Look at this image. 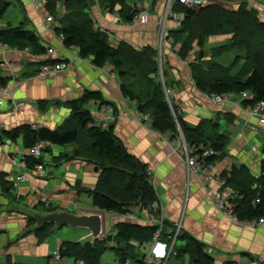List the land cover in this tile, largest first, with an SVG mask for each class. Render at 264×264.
Wrapping results in <instances>:
<instances>
[{"label": "crops", "instance_id": "1", "mask_svg": "<svg viewBox=\"0 0 264 264\" xmlns=\"http://www.w3.org/2000/svg\"><path fill=\"white\" fill-rule=\"evenodd\" d=\"M6 1L10 6L0 18V28H21L34 32L38 43L53 51L32 56L19 50L0 53V75L8 78L10 97L22 103L20 113L10 111V99L0 106V132L24 124L55 129L71 114L72 108L65 102L81 97L88 90L100 91L112 106L115 116L112 117L108 110L102 109L100 103L95 101L87 102L84 109L90 111L95 123L103 121L102 125H113V132L126 151L151 171L155 201L165 217L164 231L174 233V227L180 224V233L184 232L200 241L205 251L214 258V264H264V224L249 225L217 208L214 198L219 186L214 176L190 175L184 159L172 150L169 134L160 133L138 120V115L134 113H138L137 102L123 96L118 73L112 71L110 66L107 69V64L95 66L90 58L80 57L76 47L65 46L54 27L42 25L46 8L37 6L33 0ZM127 1L131 4L134 0ZM241 1L244 0H234L235 9ZM246 1L247 8L258 10L264 22V0ZM165 2L155 0L147 7V23L137 20L122 22L113 14L117 12L118 6L110 11L100 7L97 1L90 9L89 16L94 20V27L108 36V43L112 47L124 41L136 49L147 46L155 48L158 44L156 21L163 12ZM177 10L181 17L183 12L178 7ZM180 26L181 20H168L166 34L171 30L179 31ZM164 44L170 46L172 42L168 38ZM173 52L174 55L166 59L171 65L166 80L172 81L170 90L173 104L184 122L192 128L210 126L209 130L217 129L218 134L222 135L227 131L234 132L231 143L224 146L220 158L214 159L215 169L218 170L216 173L229 170L233 165H243L255 178L263 175V126L258 125L257 120L250 116L246 123L239 106L221 105L209 100L192 78L187 63L190 58L180 59L177 50ZM45 60L68 61L69 67L51 78L38 77L34 71ZM18 79L20 85L15 84ZM29 149L24 146L23 135L15 141L0 137V264H74L77 258L73 255H62L61 261H55L52 254L60 250L62 242L80 239L89 232L84 228L69 231L68 226L65 227L67 229L62 230L61 238L57 239L55 249L51 252V243L46 242V239L61 227L45 237L35 232L22 235L23 230L33 221L30 223L25 215L3 208L12 199L22 205L35 207L41 203L42 197H46L57 204L58 208L74 213L85 210L110 214V228L105 231V237L98 240H105V246L113 240V245L107 246L111 249L116 246L114 236L118 223L130 222L154 227L142 212L143 208L138 206H135L134 212L131 209L126 212L130 217L124 216L126 213L107 212L93 206L92 193L98 186L102 171L99 173L93 164L94 160L79 151L77 143L51 145L41 155L43 173L30 171L25 162V156L30 154ZM23 173L28 175V180L15 184V176ZM26 220L29 225L24 226ZM109 234L110 239H107ZM152 239L153 236L149 241L133 246L135 251ZM181 242V239H177L176 244L180 245ZM185 256L189 264V258ZM114 264H120L118 255Z\"/></svg>", "mask_w": 264, "mask_h": 264}, {"label": "trees", "instance_id": "2", "mask_svg": "<svg viewBox=\"0 0 264 264\" xmlns=\"http://www.w3.org/2000/svg\"><path fill=\"white\" fill-rule=\"evenodd\" d=\"M107 1L106 6L110 11L118 6L119 20L122 22L133 20L135 10L129 7L127 0ZM73 2L79 9L78 13L62 17L60 19L62 26L56 28V32L63 36L62 43L67 47H76L80 57L90 58L97 67L110 64L118 73L123 96L136 101L140 113L149 111L150 127L160 133L169 134L171 139L175 138L178 133L177 124L172 117V110L159 81L157 62L152 48L145 47L142 50H137L124 41H121L117 47L110 46L107 35L94 27L93 18L84 11L83 0H73ZM56 3L57 0H48L46 9L53 12ZM6 4L5 0H0V17L7 8ZM177 7L184 13L181 26L187 31V35L184 38L180 33L182 31H174L173 39L176 41L183 39L181 43L182 48L185 49L183 55L191 47L192 42L197 41L201 45L202 39L209 35L233 33L234 47L245 48L248 56L250 53L247 43L237 42L240 36L249 40L262 39L264 42V22L258 20L256 14L248 9L244 2L234 12L222 11L220 7L211 8L209 12L215 16L213 21L202 22L200 27L197 26V12L194 9L185 8L176 2L173 7L174 11L177 10ZM237 16H242L241 18L245 19L242 26L250 29L251 37L236 36L241 26L236 19ZM194 30L195 34H193ZM0 40L13 47L27 46L32 53L36 54L46 53L47 50L38 43V37L34 32L25 31L21 28L0 31ZM251 57L253 60L249 63L251 65L249 70L247 67L244 68L247 73L245 77H229L219 72L222 71L220 65L217 67L213 64V69L209 67L200 69L198 66L192 65V78L197 88L207 95L248 92L252 94V98L243 101L242 104H252L264 100V63L257 57L256 53H253ZM44 62L53 63L54 60H45ZM7 82L8 78L0 75V85L7 84ZM89 101L99 102L100 106L109 104L100 91L88 90L81 97L64 103L69 105L72 111L70 116L57 128L33 127L24 124L11 130H1L0 137L15 141L20 135H23L24 146L27 148L32 147L38 140H48L52 145L57 146L77 143L80 152L93 160L95 156L97 161L104 166L101 169L98 187L92 193L93 206L100 210L119 214L130 211L128 205L133 201L135 206L145 207L156 199L146 165L126 151L122 142L114 134L113 125L103 127L94 122L90 111L84 109V105ZM173 109L178 124L185 135L186 143L195 144L203 141L200 125L194 128L189 127L180 116L175 105H173ZM223 138L224 135L219 134L216 140L209 144L208 147H212L216 153L215 156L211 157L212 160L217 159L222 154ZM25 162L28 167H32L35 163L42 164L41 157L36 159L30 155L25 156ZM223 174L225 173L223 172ZM228 174L226 184L234 188L238 194V197L233 200V213L237 219L247 220L253 217H264V174L255 178L243 165H233ZM35 207H42L48 211L56 209L55 207H44L41 203L36 204ZM29 222L32 223V220ZM51 226L45 225L34 232L38 236L45 237L51 232ZM153 232V226L130 222L118 223L117 232L114 236L116 246L112 249L117 253L120 264H124L126 259H131L134 264H144L130 241L135 240L142 244L152 238ZM172 235L173 231H164L162 238L171 241ZM177 239H181L182 244L174 247L175 258L187 255L189 264H214V258L205 251L204 245L200 241L184 232L179 233ZM106 248L105 240L99 241L97 239L93 245H80L74 241H64L61 244L60 252L61 255H73L77 259H83L87 264H100L99 258ZM222 264L235 263L225 262Z\"/></svg>", "mask_w": 264, "mask_h": 264}, {"label": "rangeland", "instance_id": "3", "mask_svg": "<svg viewBox=\"0 0 264 264\" xmlns=\"http://www.w3.org/2000/svg\"><path fill=\"white\" fill-rule=\"evenodd\" d=\"M47 1L48 0H33V2L37 6H41L44 9L46 8ZM91 1L94 2L92 5H90L89 0H83L84 11L86 13H88V14L90 13V9L95 6L96 1L100 5V7L106 8L108 10V8L106 6V3L108 2L107 0H91ZM135 1H137V5L139 6L138 8H136ZM154 1L155 0H134L131 4H129V7L131 9L135 10V14L133 16V20L132 21L137 20L140 23H147L148 22L147 7H150L151 3L154 2ZM176 2L178 3V1H175L174 3H176ZM241 2L242 3L244 2L245 5L248 6V2L246 0L241 1ZM6 3H7L6 4L7 8H6L5 12L7 11V9L10 6L9 2L6 1ZM168 3H169L168 0H166V2L164 4L165 6H164V9H163V12L157 18V21H156V28H157V33H158V44H157V46L155 48H153L151 46H147V47L152 48V50L155 53V59H156V62H157V67H158L159 81L161 82L160 84H161L162 89L164 91L165 98L167 99V101H168V103L170 105V108L172 110V117H173L174 121L177 124L178 133L176 134L175 138H173L172 140L170 138V140L172 141V144H173L172 147H175L177 145L176 149H178V150H180L181 148L184 147L188 153L189 152L190 153H192V152L195 153L196 152L195 147L197 146V144H198L199 148L200 147L201 148L202 147L203 148H207L211 142L216 140L217 136L219 135L218 134L219 130H217V129L209 130L210 126L204 127L203 129L201 128L202 129L201 130L202 131L201 137L203 138V141H200L199 143H195V144H187L186 143L185 135H184L180 125L178 124V121H177V119L175 117V111L173 109V105L174 104H173V97L171 95L172 89L170 90V88H171L170 82H172V81L166 80V76H164V75H166L167 71L169 69H171V65L168 62H166L167 57L170 56V55H174L173 54L174 53L173 50L175 49V50H177L176 54L180 57V59L185 60L187 58H190L189 60H187V63L189 65L190 69H191L192 65L198 66V68H200V69H207L208 67L210 69H213L214 67H212V66L217 65V67H219L218 65H220L222 67V71H219L220 73H224L225 75H227L229 77H233V76L245 77V75L247 73H246V70L244 68L247 67V69L249 70V67L251 66L249 63L253 60V58L251 57V55H253V53H256L257 57L264 63V42H263L262 39H260V40H258V39L249 40L248 38L247 39L246 38H241V36H240L238 38L237 42L238 43L239 42L247 43V47H249V53H250V55L248 56L247 55V51H246L245 48L234 47V43H233L234 34L233 33L221 34V35H209V36H206L205 38L202 39L203 43L201 45L197 41L192 42L191 47L188 48L186 50L187 52H185L186 54L183 55V52L185 50L184 48H182V44H181L183 39L181 41H176V40L173 39V33H174V31H178V29L177 30L168 31V35H167L166 33H167V30H168V27H166V22L168 20H171V19H173L174 21H177V22H179L180 20L182 21V19L184 18V13L181 14V17H182L181 18L178 15V13L175 11L176 15L175 16L172 15V18H171V16H169L170 14L167 12V7H168L167 4ZM174 3L171 4V7H170V11H172L173 13H174V9H173ZM240 5H241V3H239L238 8L235 9L234 8V0H206V4L204 6L193 8L197 12L196 13V21H197V24H198L197 26L200 27L203 24L202 22H205V21H209V22L213 21L215 16L210 14L209 10L211 8L213 9V8H219L220 7L222 11H233L234 12V11H237L239 9ZM250 10L253 11L256 14L258 20L262 21L261 17L263 15H258V13H259L258 10H256L255 8H250ZM78 11H79V9H77V7L74 4L73 0H57L56 7L53 9V12H50L48 9H46V14L43 15L41 23L45 27H54L56 29L59 26H62V22L60 21V19L62 17L78 13ZM207 12H209V13H207ZM114 13L115 12H113V14ZM165 13H167V17L164 18L163 16H164ZM140 14H145L146 15L144 22H142L140 20ZM115 17L117 19H119L118 13H117V16H115ZM241 17L242 16H237L236 19H237L238 23H240L241 26H242V23L245 21V19L241 18ZM48 18H49V20H47ZM132 21H130V22H132ZM23 24L24 23L19 24V25L22 26ZM241 26H240V31L237 33L236 36H239V35H244V37L245 36H250V29H248V27H246V26H242V27ZM2 30H5V29H1L0 28V31H2ZM179 31H182L180 33H181L182 37L185 38L186 35H187V31L184 30V28H182V26H180V30ZM195 33L196 32L194 30L193 34H195ZM57 35H58V38L60 39V41L62 42V40L60 38V35H62V34L61 33H57ZM168 38L170 39L172 44L170 46H164L165 45L164 43L166 41H168ZM244 39H246V40H244ZM107 40H108V36H107ZM259 41H260V43H259ZM0 42L3 44V42L1 40H0ZM176 47H177V49H176ZM25 48H28V49H25ZM143 48H145V47H143ZM143 48L137 49V50H142ZM7 50H17V51L19 50V51H22V53L28 54L30 56L36 55L35 53H32V51L27 46H25V47H13V46L8 45V44H6V46H0V53H4ZM47 51H48V49L46 50V53L48 54ZM214 51H215V54L213 55ZM244 55L247 56V59H245L246 56H244ZM42 62H44V61H42ZM54 62H56V61H54ZM46 63H50V62H46ZM208 63H209V65H208ZM109 66L112 68L111 65L107 64V69H108ZM111 70L112 71H116L114 68H112ZM34 72H35V75L37 76L36 70ZM190 72L192 73V69H191ZM54 76L55 75L48 76V77H45V78H51V77H54ZM15 84L20 85L21 81L18 79L15 82ZM1 86L6 87L7 90H8L7 94L3 98V102H5L7 99H10V107H11L12 103L15 100L12 97H10L11 91H10V88L8 86V82H7V84H3ZM222 95H227V94H222ZM207 97L209 98V100H211V101H213L215 103L221 104V105L231 104L232 107H234L235 105L239 106V109L242 111V113L244 115V119H245L246 123H247V121L249 119V116H250V117L255 118L257 120V122H258V125H260L261 127L263 126L262 128H264V123L260 121V118H258V116H257L258 112L257 111H256V113H248L246 110H244V109H246V106H248V105H252L253 106V105L257 104V102H258L257 101V102L252 103V104H250V103L242 104L243 101L249 100V99L252 98V94L251 93H248L247 96H245V97H242L240 93L239 94L230 93V95L227 96V97L222 96V98L220 100L216 99V98L215 99L210 98L209 94L207 95ZM16 102L21 103L20 101H16ZM89 103H90V101L87 104H89ZM1 105L2 104H0V106ZM58 105H60V104H58ZM101 108L104 109L105 111L108 110L107 112H109L112 115V117L115 116L111 105L107 104V105H104V107L101 105ZM148 112L149 111H146L144 113H140V111L138 110V113L137 112H134V113L136 115H139V114L145 115V114H147L149 116ZM150 121L151 120H150V116H149L148 120L145 121V119H144V121H142V123L144 122L143 123L144 125L150 126L149 125ZM102 122H100L101 126L106 127L107 125L106 124L102 125ZM225 133H226L225 135L223 134L224 135L223 141L225 143L224 146L229 145L231 143V138L234 137V134H233L234 132L233 131H231V132L227 131ZM49 147L44 149L43 153L45 151H48L50 149ZM217 158H220V157L218 156ZM93 164L95 165V168H96V170L99 173L101 172V169L104 168L103 164H100L97 161V159L95 158V156H94ZM215 168H216V164L214 166V173H215V175H218L216 173V172H218V170H216ZM263 168H264V166H262V169ZM229 170H223V172L225 174H223V172H221V173H219V176H217V177H220L222 179H225V182H224V184H218L217 183L219 188H218V192H217L216 195L224 197L225 196V189L226 188L230 189L232 191V193H233L232 197H230V203L234 205L233 200H234V198L238 197V194H237V191L234 188H232V187H230V186H228L226 184V178L229 175L228 174ZM149 174H150L149 179H150V182L152 183L153 182V175H152V173H149ZM120 175H122V174H120ZM193 177H200V175H195ZM216 181L217 180L215 179V182ZM115 184H117V183H115ZM152 185H153V183H152ZM101 190H104V188L103 189L101 188ZM115 191H117V188H115ZM90 192H91V190H90ZM41 204H43L44 207H49V208H54L55 207V208H58L57 204L52 202L50 199L46 200V202H42L41 201ZM128 206L130 207L132 212H134L133 211L135 209L134 201L131 202ZM104 221H105V231H108L109 228H110L109 227L110 214H108V213L104 214ZM27 225H29L28 220H26V223L24 224V226H27ZM65 227H67V226H63V227H61L62 229L60 228L56 232L51 233L48 236V238L46 239V242L51 243V252L55 249L54 248V244L56 243L57 239L61 238L62 230L63 229H67ZM68 229H69V231H73L74 230V229H72L70 227H68ZM70 240L75 241V240H78V239H70ZM113 243H114L113 240L108 241L107 246H112ZM181 244H182V242H181ZM177 246L178 245L175 244L174 247L176 248ZM173 253L175 254V250H174ZM174 254L172 255V257H171L170 261L168 262V264H179V263L180 264H187V262H186L187 258H186L185 255H183V256H181L179 258L178 257L175 258ZM99 260H100V262L102 264H114V263L117 262V255H116V253H115V251L113 249H111L110 247H107L104 250V252L102 253V255L100 256Z\"/></svg>", "mask_w": 264, "mask_h": 264}, {"label": "built area", "instance_id": "4", "mask_svg": "<svg viewBox=\"0 0 264 264\" xmlns=\"http://www.w3.org/2000/svg\"><path fill=\"white\" fill-rule=\"evenodd\" d=\"M175 1H178L179 4H182L186 8H196L200 6H204L206 4V0H168L167 4V12L170 14L169 16L176 15V13L170 11L171 4H173ZM136 8L139 6L137 5V1H135ZM115 16H117V13H114ZM145 14H140V20L142 22L145 21ZM164 18L167 17V13L164 14ZM49 20V18L47 19ZM61 40H63V36H60ZM0 46H6V44H2L0 42ZM28 49V48H25ZM53 51L52 48H48V53H51ZM69 67V63L67 61H56V62H42L39 64V66L35 69L36 74L39 77H48V76H53L57 75L58 73L66 70ZM8 90L6 87L0 85V104H3V98L7 94ZM242 97L247 96L248 92H242L240 93ZM230 94L227 95H222V94H210V98L213 99H221L222 96H229ZM104 107V106H103ZM246 110L248 113H256L258 112L257 116L260 118V121L264 123V100H260L257 102L255 105H248L246 106ZM11 112L15 113H20L22 111V104L19 102H16V100L12 103L10 107ZM139 121H145L148 120V115H142L139 114L137 116ZM144 123V122H143ZM33 127H37V125H33ZM51 142L47 140H39L37 141L30 149H29V155L34 157V158H39L44 149L47 147H51ZM175 146V145H174ZM49 147V148H50ZM177 145L175 147H172V150L177 153L181 158L184 159L188 172L190 175H203V176H214V178L217 180L216 182L218 184H224L225 179H222L218 175H215L214 173V166H215V161L211 159V157L215 156L216 153L212 147H207V148H199L197 145L195 147L196 152L195 153H188L186 149L183 147L180 150L176 149ZM148 175L150 176L149 173L150 170L146 169ZM30 171L36 172V173H43V166L41 163H35L33 167L30 168ZM28 180V175L23 173L20 175H16L14 179V183L17 184L18 182L21 181H26ZM232 191L228 188L225 189V196L221 197L219 195H216L214 200L216 203L217 208L228 215H231L234 219H237V217L234 215V205L230 203V197H232ZM48 198L42 197L40 201L46 202ZM142 212L145 214L146 218L149 219L151 223L154 225V232H153V239L151 242L148 244L144 245L143 248L140 247L137 252L141 256L144 264H167L169 260L171 259L172 255L174 254V246L177 241V236L179 232L181 231V226L180 224L175 226V231L170 238L171 241H166L163 240L162 235L164 232V227H165V217L162 212V208L160 205L156 202L153 201L150 204L146 205L143 207ZM126 217H130L129 213L124 214ZM242 222L247 223L249 225L255 226V225H261L264 224V217H253L251 219L247 220H242ZM105 237V235H104ZM132 245L134 246H139L141 243L135 240L130 241ZM53 258L55 261H61L62 260V255L60 250H56L52 254ZM74 264H85L83 259H76L74 261ZM124 264H134L131 259H126Z\"/></svg>", "mask_w": 264, "mask_h": 264}, {"label": "water", "instance_id": "5", "mask_svg": "<svg viewBox=\"0 0 264 264\" xmlns=\"http://www.w3.org/2000/svg\"><path fill=\"white\" fill-rule=\"evenodd\" d=\"M89 3L92 5L94 2L89 0ZM3 208L7 211L21 213L33 221L30 226L23 230L22 235L34 232L45 225H52L51 231L62 226H68L72 229L84 228L89 232L74 242L80 245H93L97 239L103 238L105 234L104 214L102 212L81 210L78 213H74L64 208H56L48 211L42 207L22 205L14 202L13 199ZM107 239H110V234L107 235Z\"/></svg>", "mask_w": 264, "mask_h": 264}, {"label": "bare ground", "instance_id": "6", "mask_svg": "<svg viewBox=\"0 0 264 264\" xmlns=\"http://www.w3.org/2000/svg\"><path fill=\"white\" fill-rule=\"evenodd\" d=\"M61 36V35H60ZM149 117V116H148ZM30 183V182H29ZM168 221V220H167ZM167 224V223H166ZM167 238V237H166ZM170 261V260H169Z\"/></svg>", "mask_w": 264, "mask_h": 264}]
</instances>
